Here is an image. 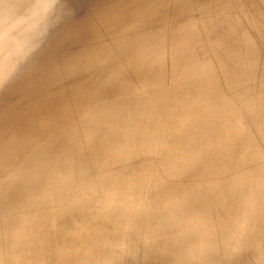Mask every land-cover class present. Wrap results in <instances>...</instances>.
Segmentation results:
<instances>
[{
  "label": "rangeland",
  "instance_id": "rangeland-1",
  "mask_svg": "<svg viewBox=\"0 0 264 264\" xmlns=\"http://www.w3.org/2000/svg\"><path fill=\"white\" fill-rule=\"evenodd\" d=\"M25 1L0 0V264L264 263V0Z\"/></svg>",
  "mask_w": 264,
  "mask_h": 264
},
{
  "label": "bare ground",
  "instance_id": "bare-ground-1",
  "mask_svg": "<svg viewBox=\"0 0 264 264\" xmlns=\"http://www.w3.org/2000/svg\"><path fill=\"white\" fill-rule=\"evenodd\" d=\"M27 1H29V0H26L25 2L28 4V2ZM47 1V0H46ZM4 2H6V1H4ZM12 2V1H11ZM10 2V3H11ZM24 2V4L25 5H27L26 3ZM42 3L40 4V7H42V4H43V0L41 1ZM56 2V1H55ZM23 4V5H24ZM1 5H3V4H1ZM0 5V6H1ZM4 5H6V4H4ZM11 5V4H10ZM21 5V4H20ZM19 5V6H20ZM24 5V6H25ZM9 6V5H8ZM11 6H13V5H11ZM3 7V6H2ZM10 7V6H9ZM18 7V6H17ZM17 7H14V10H16V9H18ZM23 7V6H22ZM5 8H6V6H5ZM8 8V7H7ZM16 8V9H15ZM38 8V7H37ZM2 9H4V7L2 8ZM20 9V8H19ZM40 10V9H39ZM9 11H11V10H9ZM38 11V10H37ZM2 12V11H1ZM17 12V11H16ZM16 12L15 13H13V14H16ZM5 14L6 13H4V15H2L3 17L5 16ZM7 16H8V14H7ZM5 18V17H4ZM9 18V17H8ZM4 20V19H3ZM5 21V20H4ZM28 67L30 68V69H32L31 71H33L34 69H35V67H34V65L32 64V63H29V65H28ZM222 75L226 78V73L224 72V70H223V72H222ZM242 85H238L237 86V93H238V95H240L241 97H243L244 99L243 100H245V94H242L240 91L242 90V87H241ZM241 93V94H240ZM184 106V105H183ZM189 106L190 105H188V107H187V105H185L183 108L185 109V112H187V111H189ZM182 107V106H181ZM207 109L210 111V112H215L216 110H218V106H216L215 104H213L212 106L209 104L208 106H207ZM152 128H153V123H151V122H148L147 123V125H145L144 127H139V129L143 132V134H146V132H148V131H150V130H152ZM106 133V134H105ZM104 134H101L98 138H91V139H87V140H85V139H81V138H74V137H77V136H74L72 139H70V141L68 142V143H66V147L65 148H68L69 146H78V147H81V148H84V149H87V150H89L90 152H92V153H95V154H97V155H100L101 154V152H102V150L101 149H106L107 147H108V145H110V142L108 141L109 140V134L107 133V132H105ZM162 136H164V135H162ZM200 142H202V141H200ZM220 141H218V142H216V144L217 145H220ZM108 144V145H107ZM212 146L214 147V144H212ZM212 146H209V147H207V146H200L199 148H197V152L199 151L200 152V150L201 149H203V150H208V151H210V150H214V148L212 147ZM140 147L139 146H136L135 148H129V149H127V150H125V151H123L125 154L127 153V156L129 155V154H137L138 153V155H140V154H144L143 152H141V150L139 149ZM162 150V149H161ZM119 152H122V150H120ZM157 156H158V154H157ZM159 157V156H158ZM116 160V159H115ZM115 160H114V162H115ZM164 162V159H160V160H158L157 161V166H158V169L159 170H162L163 168L164 169H166V167H165V164L163 163ZM138 164H140V162L138 163ZM240 168V167H239ZM183 173V170H182V167H176L173 171H172V173L170 174V177H169V180H171L172 182H174V181H177V180H179L180 178H181V174ZM230 174V173H229ZM229 174H227V176L229 175ZM133 175V174H132ZM135 175V174H134ZM134 175H133V177H134ZM225 175V174H224ZM130 177V176H129ZM226 178V177H225ZM237 178V177H236ZM235 178V179H236ZM125 179V181H120L119 183H118V186H119V188L117 189V191H119V193L120 192H123L124 190H127V191H130L131 189V186H134V185H132L131 183H128L127 182V180L128 179H126V178H124ZM217 179V178H216ZM219 179H224V177H220ZM229 181L230 180H234V179H231V178H229L228 179ZM180 181V180H179ZM130 182H132V180L130 181ZM217 182H220L219 180H217ZM97 187H98V189L99 190H97V192H103V191H105V188H104V185H103V180H100L99 181V183L97 184ZM178 190V189H177ZM180 192V191H179ZM184 192V191H183ZM95 194V193H94ZM105 195V194H104ZM104 195H101V196H104ZM98 200H100V199H98ZM101 200H102V198H101ZM107 202V204L111 207L113 204H114V201L112 200V199H107L106 200ZM82 234V233H81ZM206 241V240H205ZM262 262V263H261ZM260 262V264H264L263 263V261H261Z\"/></svg>",
  "mask_w": 264,
  "mask_h": 264
}]
</instances>
